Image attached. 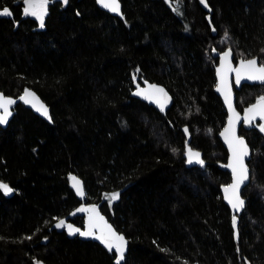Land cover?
I'll use <instances>...</instances> for the list:
<instances>
[{"label": "trees", "instance_id": "1", "mask_svg": "<svg viewBox=\"0 0 264 264\" xmlns=\"http://www.w3.org/2000/svg\"><path fill=\"white\" fill-rule=\"evenodd\" d=\"M120 2L122 18L96 0H53L40 28L24 0H0L12 12L0 16V91L31 88L51 110L42 119L20 103L0 128V182L13 189L0 190V264H116V253L56 227L83 228L77 210L93 205L129 240L120 264H264V133L260 121L241 128L251 182L234 227L221 193L231 182L218 137L227 112L215 93L219 54L264 63V0ZM136 82L168 89L166 114L132 96ZM236 96L243 112L264 85ZM189 148L203 165L188 163Z\"/></svg>", "mask_w": 264, "mask_h": 264}, {"label": "snow or ice", "instance_id": "2", "mask_svg": "<svg viewBox=\"0 0 264 264\" xmlns=\"http://www.w3.org/2000/svg\"><path fill=\"white\" fill-rule=\"evenodd\" d=\"M53 2V0H24L25 7L23 9L24 14L26 16H33L35 19L39 21V27H45V17L48 14V5ZM103 7L108 10L115 12L117 14L120 13V4L119 0H97ZM202 4H205L207 7L206 0H200ZM64 5L69 4V0H62ZM179 11V9H174ZM79 15V13H77ZM0 16L10 17L12 16V12L9 8L4 7L0 10ZM215 31V29H213ZM227 38V33H225ZM231 56V50L226 51L221 56V68L217 70L218 76L220 77V85L217 87V91H221L225 97V102L228 104L230 111L233 113L232 116L229 117V126L225 128L224 132L221 133L222 136L225 137L226 142L228 143L229 149L231 151V158L229 160L228 165L226 167L230 168L233 175V182L224 188V192L226 194L225 198L228 200L229 204L233 209L239 210L244 206V200L241 198L240 189L241 186L249 179V169L245 164V157L249 155V149L244 140L235 135V124L238 123V116L235 113V110L232 108L231 103V89L227 84L226 76L223 74L222 69H224V62L228 61V58ZM230 63V61H228ZM228 71H235L236 73V84L239 86L242 80L248 81H259L264 84V63H260L258 65V60L247 59L241 60L240 66L238 68L227 69ZM135 79V77H134ZM157 93L163 94L165 97L167 94L164 92L162 88H157V86H150ZM134 95H142L146 99H151V95L146 93L144 90H138ZM27 97H34V94L25 91V95L20 99L24 100L25 103H29ZM10 98H6L3 94H0V109H2V114H0V125H4L8 123V118L12 115V112L9 110L10 106L14 104ZM33 107H36V104H33ZM37 111H40L42 115L48 116V110L43 105L40 104L39 107H36ZM161 110H163V105H161ZM257 116L261 120H264V96H261L257 103L252 107L246 110L244 116V122L246 124H250L252 120H254ZM50 119V117H49ZM260 131L264 132V124H261ZM185 132H188V129L185 128ZM188 163H192L195 160L196 163L203 165V160L200 158L199 152H194L191 148L188 149ZM75 183L73 187L76 189L77 194L83 196V186L80 181L76 180L75 177L72 178ZM0 190H2L5 194H9L13 191L7 184L0 182ZM120 198V193H112L110 196V201H115ZM77 211H86L89 212V223L87 225L86 230L82 231L79 228L73 227L71 224L67 225V230L69 235L79 234L84 237H91L93 239L99 240L104 246L112 251L115 249V253L117 254L116 264H120L122 260H124V254L126 250L127 241L124 236L116 233L112 226L104 222L102 225L97 222V217L99 221H103V217H99L95 207L90 209L80 208ZM236 225V217L233 216V226ZM65 226V221L60 220L57 224V228H61ZM99 232V235L96 232ZM30 239V237H29Z\"/></svg>", "mask_w": 264, "mask_h": 264}, {"label": "water", "instance_id": "3", "mask_svg": "<svg viewBox=\"0 0 264 264\" xmlns=\"http://www.w3.org/2000/svg\"><path fill=\"white\" fill-rule=\"evenodd\" d=\"M96 3H97V6L99 7V9H101L102 11L112 15V16H115V17H119V18H122L123 17V9H122V3L120 2L119 0V4H120V13L117 14L115 12H112L110 10H108L107 8L103 7L100 3L97 2L96 0ZM201 3V2H200ZM201 6L203 8H206L205 4H202L201 3ZM208 11H210V9H206ZM230 49L226 50V51H229ZM224 51V52H226ZM223 52V53H224ZM219 54L218 55V64L215 68V77H216V88H215V93L217 94V96L221 99V101L223 102V105L225 107V110L227 112V121H226V124L225 126L223 127V129L219 132L218 134V137L220 139V141L223 143L224 147L226 148L227 152H228V160H227V163L226 165H228L229 163V160L231 158V151L229 149V146H228V143L226 142L225 140V137L221 135V133L224 132L225 128H227L229 126V117L233 115V113L230 111L229 109V106L228 104L225 102V97L224 95L222 94L221 91H217V87L220 85L221 81H220V77L218 76V72L217 70L221 68V56L222 54ZM249 59H253V58H249ZM258 60V65L260 64V60L258 58H255ZM241 60H247V59H238L236 60L235 59V54L234 52L231 50V56L228 58V61H230V63L228 61H225L224 62V69H222V72L223 74H225L226 76V80H227V84L228 86L230 87L231 89V103H232V108L235 110V113L238 114V116L236 117V119H238V123L235 124V135L237 137H240L244 140V142L246 143V145L248 146V149H249V155L247 157H245V164L247 166V168L249 169V179L247 181H245V183L241 186V189H240V193H241V198L244 200V206L243 208L239 209V210H235L232 208V206L229 204L228 200L225 198L226 194L224 192V188L227 187L228 185H230L232 182H233V175H232V171L230 168L226 167V170L231 174V182L227 185H223L221 187V193H222V197H223V200H224V203L230 208L232 214L234 216H240L242 215V213L244 212L245 208H246V205H247V200L242 196V192L243 190L250 184L251 182V170H250V167H249V161L251 160L252 158V149H251V146L248 142V140L241 136L240 132H241V128L243 126H250L252 125L253 123H255L256 121L258 120H261L259 118V116H257L254 120H252V122L250 124H246L244 122V116H245V113H246V110L250 107H252L253 105H255L256 103L250 105L249 107H247L243 112L239 111L238 108H237V96H236V90H241L242 86L243 85H264L262 83H260L259 81H248V80H242L240 85L238 86L236 84V73L235 71H228L227 69L229 68H232V69H235V68H238L240 66V62ZM152 85H155L157 86V88H162L164 90V92L167 94V96L165 97L163 94L161 93H157L155 92L154 89H152L150 86ZM134 91L132 93V96L135 98V99H138L152 107H154L156 110H158L160 113L162 114H166V112L172 107L173 103H174V98L172 96V94L168 91V89L166 87H164L163 85H160V84H156V83H150V82H144L143 84H140L138 82L135 83L134 85ZM28 90L29 92L33 93L34 94V99L33 97H27V99L29 100V103H25L24 100L20 99L22 96L25 95V91ZM138 90H144L146 93L150 94L151 95V99H146L144 98V96L142 95H134V93H136ZM0 94H3L4 97L6 98H10L12 99L13 101H15L14 104H12L9 108V110L12 112V115L8 118V123L7 124H4V125H0V128H3V129H6L8 127V125L10 124L11 120L13 119L14 117V108L22 103L24 104L26 107H28L31 111H33L38 117L42 118V119H47L49 116H50V113H51V110H50V107L46 104V102H44V100L40 97V95H38V93L31 89V88H26L24 90V92L17 98L15 97H10V96H6L3 92L0 91ZM33 104H36V107H39L40 104H43L47 110H48V116H44L41 114L40 111H37L36 110V107H33ZM161 105H163V110H161ZM0 114H2V109H0ZM76 180L80 181L82 186H83V191H84V195L81 196V195H78L77 194V191L76 189L73 187V184L75 183V181L71 178L70 179V184H71V187L74 191V193L76 194V196L81 200L83 201L85 199V186H84V183L83 181L79 178V177H76ZM10 194V193H9ZM92 207H95L96 208V211L98 213V216L99 217H103V221H99L98 217H97V222L99 224H103L104 222H107V224L111 225L113 230L124 236L125 240L127 241V244H126V250H125V254H124V258L125 256L127 255L128 253V250H129V240L126 238V236L123 234V233H120L115 227L114 225L108 220V218L101 212L100 208L93 205V206H88L86 207V209H90ZM84 214H85V223H84V227L83 228H80V227H77L71 223H67L65 225V229L67 230V225L71 224L73 227L75 228H79L81 229L82 231L86 230L87 228V225L89 223V212H86L84 211ZM68 232V230H67ZM97 235H99V232L97 231L96 232ZM72 237H79L81 238L82 240H92L93 242H96L97 244H99L102 248H104L107 252L109 253H115V249H113L112 251H109L105 246L104 244H102L99 240H96V239H93L91 237H84V236H81L79 234H75V235H70ZM117 255V254H116Z\"/></svg>", "mask_w": 264, "mask_h": 264}, {"label": "flooded vegetation", "instance_id": "4", "mask_svg": "<svg viewBox=\"0 0 264 264\" xmlns=\"http://www.w3.org/2000/svg\"><path fill=\"white\" fill-rule=\"evenodd\" d=\"M258 121H260V123H261V121H263V120H258ZM258 121H256V122H258ZM256 122H255V123H256ZM255 123H253V124H255ZM253 124H252V125H253ZM252 125H250V126H252ZM259 125H260V124H259ZM246 127H248V126H246ZM259 129H260V128H259ZM263 133H264V132H263ZM252 153H253V151H252ZM251 159H252V158H251ZM249 162H250V161H249Z\"/></svg>", "mask_w": 264, "mask_h": 264}, {"label": "rangeland", "instance_id": "5", "mask_svg": "<svg viewBox=\"0 0 264 264\" xmlns=\"http://www.w3.org/2000/svg\"><path fill=\"white\" fill-rule=\"evenodd\" d=\"M30 17H33V16H30ZM261 124H264V120H263V121H261L260 125H261ZM260 125H259V126H260ZM259 126H258V127H259ZM259 128H260V127H259Z\"/></svg>", "mask_w": 264, "mask_h": 264}]
</instances>
